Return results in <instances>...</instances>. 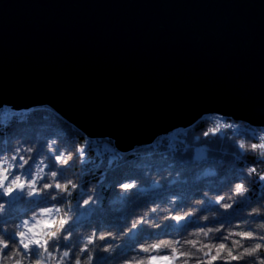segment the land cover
Wrapping results in <instances>:
<instances>
[{"label":"clouds","instance_id":"clouds-1","mask_svg":"<svg viewBox=\"0 0 264 264\" xmlns=\"http://www.w3.org/2000/svg\"><path fill=\"white\" fill-rule=\"evenodd\" d=\"M42 120L0 129V264H264V123L201 111L156 132L153 154Z\"/></svg>","mask_w":264,"mask_h":264},{"label":"water","instance_id":"water-1","mask_svg":"<svg viewBox=\"0 0 264 264\" xmlns=\"http://www.w3.org/2000/svg\"><path fill=\"white\" fill-rule=\"evenodd\" d=\"M38 107L120 148L201 111L264 123V0H0V112Z\"/></svg>","mask_w":264,"mask_h":264},{"label":"trees","instance_id":"trees-1","mask_svg":"<svg viewBox=\"0 0 264 264\" xmlns=\"http://www.w3.org/2000/svg\"><path fill=\"white\" fill-rule=\"evenodd\" d=\"M46 113V120L40 121V123H56L63 118L60 117L58 114H56L52 109L49 107H38L36 109H33L29 112H19L15 113L9 110H2L0 112V129H3L4 126H9L8 131L12 132L13 134H23L25 136H30L33 134V122L36 121V118L41 113ZM21 122H25L21 124ZM244 132V131H243ZM247 132V131H245ZM248 133V132H247ZM184 134V131L176 132L175 134L171 135L172 137L179 138L181 135ZM249 134V133H248ZM219 147H224L223 145H219ZM111 149V152L109 155L116 158V163L119 165L120 157L123 155L122 153L118 152L112 141L110 140H100L96 144V150L98 152V155H103L108 152V150ZM159 149V143L153 144L151 146H143L138 147V152H152L153 154H156ZM161 156L164 154L161 152L159 153ZM219 160H226V157L219 156L218 154H213V159L210 161L211 163H215V161ZM127 175H136L138 174L137 171L131 167H128L125 169ZM107 175V174H106ZM111 178V177H109ZM181 190H189L192 185H179L178 186ZM169 191H176L177 188H171L168 189Z\"/></svg>","mask_w":264,"mask_h":264},{"label":"built area","instance_id":"built-area-1","mask_svg":"<svg viewBox=\"0 0 264 264\" xmlns=\"http://www.w3.org/2000/svg\"><path fill=\"white\" fill-rule=\"evenodd\" d=\"M243 131L244 132L247 131L249 133V135H255V130L254 129L248 128V129H243Z\"/></svg>","mask_w":264,"mask_h":264},{"label":"bare ground","instance_id":"bare-ground-1","mask_svg":"<svg viewBox=\"0 0 264 264\" xmlns=\"http://www.w3.org/2000/svg\"><path fill=\"white\" fill-rule=\"evenodd\" d=\"M33 109H36V108H33ZM33 109H31V110H33ZM31 110H29V111H31ZM29 111H28V112H29ZM17 113H18V112H17ZM238 131L243 132V130H238ZM176 132H179V131H174V132H172V133L170 134V136L173 135V134H175Z\"/></svg>","mask_w":264,"mask_h":264},{"label":"rangeland","instance_id":"rangeland-1","mask_svg":"<svg viewBox=\"0 0 264 264\" xmlns=\"http://www.w3.org/2000/svg\"><path fill=\"white\" fill-rule=\"evenodd\" d=\"M4 110V109H3ZM6 110V109H5ZM7 110H9V109H7ZM10 111V110H9Z\"/></svg>","mask_w":264,"mask_h":264}]
</instances>
